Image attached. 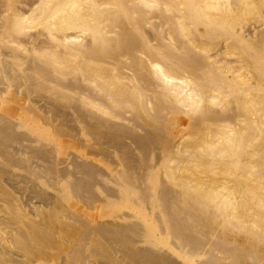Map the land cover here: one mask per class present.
I'll return each mask as SVG.
<instances>
[{
  "label": "bare ground",
  "instance_id": "bare-ground-1",
  "mask_svg": "<svg viewBox=\"0 0 264 264\" xmlns=\"http://www.w3.org/2000/svg\"><path fill=\"white\" fill-rule=\"evenodd\" d=\"M2 1L4 0H0V264H187V258L193 259L196 264H264V249L261 253L259 245L256 246L259 249L254 245L247 246L250 244V240L247 238L251 233L245 239L249 242L247 245L244 244L245 240H242L243 235H248V230L247 234L241 232L242 238L239 236L238 239L242 241L235 240L234 233H231V236L227 232L228 229L236 230L235 220H243V226V223L246 222L244 220L246 215L242 218L243 215L238 209L241 204L240 209L245 207L243 199H241L242 203H237L233 199L234 196H231L233 193L231 195L228 193L230 189H226L228 191L225 192V189H219L221 185L219 187L215 183H208L212 187H208V185V188H203L202 182L180 175L178 166H182L179 164L181 161L177 163L179 165L174 162L179 158L176 155L177 159H175V154L187 151V148L189 151L186 153L187 156L190 155V149H193L191 150L193 152L198 149L200 153L205 154L203 156L212 155L211 163L216 162L214 156L216 155L217 158V154L223 157L224 153H231V156L238 157L245 148L244 140L246 139L241 133L243 132L241 128V130L230 128L231 121H235L236 116L241 114L235 113L233 104L227 105L229 101L226 100L227 104L225 103V97H231L230 100L232 97L239 98L240 95H243L242 93L246 92V89L231 87L232 84V86L235 85L231 82L233 78L227 77L229 78L227 80L230 81L226 82V78L218 75L219 70L216 71L215 65L218 62L216 56L215 64L209 62L213 57L209 59L206 56L209 60L200 58L199 55V58L195 57L193 50L185 46L184 42L181 47L182 41L173 34V38L177 37L175 39H178L177 44V41L172 38L173 42L175 40L173 46L176 45L174 47L177 48V51L170 50L173 48L169 46H167L169 49H163L165 44L168 45L162 40L165 27H161L163 33L157 27L159 24L169 26L168 28L173 29L174 34H177L176 28L180 25L179 21L182 20L179 15L172 14V17H167V15L165 17L166 13L163 15L164 7V11L161 9L162 15L160 11L158 12L161 15L158 24H154L155 15L154 23H151L153 18H146L149 8L145 6L146 0H5L9 1L12 7V13L8 16L1 10ZM147 2L150 3L148 0ZM152 3L155 2L152 1ZM107 4L111 7L106 6ZM148 5L152 7V4ZM188 5L192 6L193 4L188 3ZM38 6L42 11L43 8L48 10V13L43 12L41 20L50 29L51 26L56 27L49 20L51 16L55 14L59 16L58 14L64 12L67 7L69 9H67L69 11L68 19L74 20L78 27L93 31L95 44L99 43V47L98 45L94 47L90 41L81 44L79 38L83 37L80 36V33H63L55 35L53 38L59 43L73 41L72 45L80 42L79 47L82 45L86 47V52H83L84 48L77 49L82 51L83 61L84 56L86 60L98 59L100 62L106 58L117 60V54L120 55L118 58H121V55L127 56L126 60L128 58L130 70L138 83V93L141 97H145L146 108L148 105L153 107L150 106L152 110L154 109V113L151 110L150 114H155V117L159 119L157 121L161 123L163 121L161 117L169 120V114L177 105V107L182 104L186 105L187 108L185 107L186 109L183 110V113L185 111L183 126H190L193 133L204 130L203 128L208 130L205 129L200 143H197L199 140L197 139L196 143L189 140L193 144H184V136L186 135L188 138L192 131L184 133L180 130L181 128L174 133L171 132L172 138L178 136L176 142L167 139L164 142L163 137L168 131L165 128L162 129V126H157L159 128L157 129L151 123L150 118H148L150 119L148 123H146L147 119L144 122H139L135 117L131 118V114L127 115L128 105L125 106L127 113L124 112L125 108H123L124 111L122 110L124 107V104L121 105L122 99L121 101L120 98L118 99L121 107L116 106L117 103L115 104L113 98L109 97L111 100H107L105 98L107 95L101 96L95 93L96 88L93 91L91 87H86L87 84L83 85L81 77H65L63 72L58 73L56 70H52L50 65L45 64L41 58H31V52L28 54L29 57L25 56L27 58H18L17 54L13 52L14 48L11 49L15 46L9 45V49L7 47L8 40L6 44H3L6 39L1 38V32L7 31V24L9 27L11 25L16 27L15 29L20 32L25 26V17ZM155 6L154 8H156ZM196 10L194 11L195 16L198 12ZM99 12L107 14L103 16L104 19L108 16V20L115 14L113 18L116 19L113 20V24L120 28L116 38L111 32L103 33V26L99 25V20L102 22L103 16L98 19ZM244 12L246 11L244 10ZM241 16L244 17L242 14ZM64 18L65 16H59L58 20L62 19L63 24ZM211 20H207V23L204 19V22L210 26L215 25L216 21ZM200 21L203 20L200 19ZM65 23V26H62L67 28L69 24ZM104 25L106 26V24ZM116 25L115 30L117 29ZM62 26L61 29H63ZM180 26L182 27V25ZM243 27L248 35L258 36L259 25L251 23ZM111 28L112 26L108 29L111 30ZM168 28L166 31L169 30ZM260 33H263L262 36L264 35V32L260 31ZM41 34L38 31L35 33L32 31L24 33L20 38L23 42L25 41L24 43L33 41L40 43L45 41ZM178 34L180 37L182 32H178ZM165 36L164 38H167L165 41H168L169 36L167 34ZM193 36L197 37V35ZM246 37L249 38L247 35ZM261 38L258 37L259 40ZM154 39L157 44L152 42ZM14 41L16 42V40ZM253 41H251L252 44L249 41L248 47L256 52L259 45ZM38 42L37 45H39ZM65 44L67 43L65 42ZM4 45H7L6 48L10 51H7ZM72 45L70 50H75L73 48L75 46L72 47ZM184 46L187 48L184 49ZM20 47L22 48V46ZM40 51L43 52L42 48ZM51 52L53 53L50 50ZM213 54L210 53L211 56H214ZM76 55L72 54L73 57ZM217 55L219 54L217 53ZM69 56L71 57V54ZM48 59L45 58L46 62ZM255 59L257 60L256 66L260 68L258 58ZM126 63L128 62L126 61ZM238 68L241 69V66ZM224 71H222L223 76L226 74ZM174 73L179 74V77ZM183 74L185 77L182 76ZM114 77L112 76L110 81H108L109 77H105V79L103 77V79L105 81L108 79L109 83ZM221 79H225V83ZM114 81L117 82V80ZM114 81L112 83H119ZM105 84L107 86V83H104V86ZM109 84L112 86L111 83ZM115 84L112 86L113 89L118 86ZM101 85L103 83H100ZM130 87L128 92L135 90V88L130 90ZM107 88L108 90L112 89ZM126 89L128 88L126 87ZM248 92L253 93L251 96L256 95L253 91ZM135 101H138L137 97ZM211 101L213 103H210ZM164 102H168V105L172 104L168 106H172V108H166L167 111L162 113L161 110L165 109ZM214 103L219 106L216 105L217 108L209 107ZM142 106L140 110L143 112H139L143 114L145 110L142 109ZM115 107H118L119 110ZM149 109L146 110L150 112ZM252 113L257 115V108ZM142 114L140 117L144 120L145 114H143L144 116ZM161 125L163 124L161 123ZM210 125L212 127L215 125V128L212 129ZM227 125L230 127L226 128ZM204 126L210 127L208 129ZM197 137L199 138L198 134ZM194 139L196 138L194 137ZM183 154L182 156L186 157ZM153 156L155 157L153 158ZM194 160H196L195 157ZM199 162L202 166L201 160ZM187 165L186 167H188ZM203 165L205 166L204 162ZM209 166H207L208 169H210ZM215 167L218 166L215 164ZM201 180L203 181V179ZM252 184L254 183L252 182ZM242 186L240 184L239 190ZM243 198L245 201L246 197ZM248 204L245 207L246 210L249 208ZM250 221L252 222L251 219ZM239 225L240 223H238ZM250 226L249 228H251ZM242 230L244 229L242 228ZM252 230L255 232L257 229ZM255 243L257 244L258 241Z\"/></svg>",
  "mask_w": 264,
  "mask_h": 264
},
{
  "label": "rangeland",
  "instance_id": "rangeland-1",
  "mask_svg": "<svg viewBox=\"0 0 264 264\" xmlns=\"http://www.w3.org/2000/svg\"><path fill=\"white\" fill-rule=\"evenodd\" d=\"M148 1H150V3L149 2H147V0L145 1V6L146 7H149L148 8V10H147V8H145L144 7V9L145 10H147V12L146 13H148V14H146V18H153V22H151V23H154V19H155V23L154 24H158V20L160 21V19H161V15H162V10L164 11V7H165V11H167V12H165L164 11V13H163V15L165 14V17H166V15H167V17H170L172 14H174V15H176L177 14V16L179 15V17H180V19H182L181 21H179V23H180V25H182V27L179 25V24H177V25H179V26H177V28H176V33L178 34V32L179 33H181L182 32V37L180 38L179 37V35L180 34H174L175 33V31L173 30V29H170V28H168L167 26H164V25H158V27H157V29L161 32V33H163L164 35H163V42L165 43H167L168 45H166L165 44V47L163 48V49H169V47L170 48H173V49H170V50H172V51H177V48L176 47H174V46H176L175 44H174V46H173V43H175V40L177 41L178 39H175V38H179V40H181L180 42L182 43V45H181V47H183V45L185 44V46H188L191 50H193V52H194V55H195V57H198V55L200 56V58H209V59H212V58H210V57H213V59L210 61L208 58V60H209V62H217V60H218V62H217V64H215L216 65V71H218L217 73H218V75L221 77H223V78H226V80L227 79H229V78H233V79H231V82H233L235 85L234 86H232L231 85V87H236L237 89H240V88H242V89H246V92H247V94H246V92H244V93H242L243 95H240V97L238 98V97H232V100H230V98L231 97H225V103L227 102V101H229V104H227V105H232V107L236 110V112L235 113H237V115H240V116H236V118H235V121L234 120H232L231 121V127L230 126H228V127H226V128H233L234 127V129L235 128H237L236 130H238V129H242L243 130V132H241L242 134H243V136H244V146H245V148H243V150H242V154L240 153L239 154V156L238 157H234V156H231L232 154L231 153H224V155L223 154H221V155H223V157L222 156H220V155H218L217 154V158L214 156V158H215V161L218 163H211L212 161H213V157H212V155H210V156H203V155H205L204 153L202 154V152L200 153V151H198V149H195L194 150V152L199 156H197L193 151H191V150H193V149H190V155H192L191 157H190V155L189 156H187V154L186 153H188L189 151H188V148H187V151H181L180 153H176L175 154V159H177L178 157V159L177 160H175L174 162L177 164V163H179L180 161V165H182V166H178V167H180L179 169H178V171H179V173H181L180 175H184L185 177H187V178H189L190 177V179H192V180H197V181H200V182H202V187L203 188H208V187H212V186H210L209 184L211 183H215V185H217V186H219L220 187V185H221V188H219V189H221V190H223V189H225L224 191L225 192H227L229 189L231 190V192H230V190H229V194L231 195L232 193H233V195H231V196H234L233 197V199L234 200H236L237 201V203H242L243 202V205L245 206V207H247V204H248V206H249V208H247L248 210H246L245 209V207H243V209H240V207H241V205L239 206V212L240 213H242V218L244 217V215H246V218L244 217V220L246 221L245 223H243L244 224V226L242 225V222H244L243 220H239L238 219V221L237 220H235V223H236V230L234 229H228L227 230V232L228 233H230V235H231V233L233 234V238L235 237L236 239L235 240H237L238 238H242V234H247V232H248V235H243V237L244 238H242V240H245L246 239V237H248L249 236V234H250V236L247 238V239H249L250 241V244H248L247 245V243H249V242H247L246 240H245V242H244V244L246 243V245L247 246H258L259 245V247H261L260 249V252L261 253H263L262 252V250L264 249V247H262V246H264V245H262L261 243H263L264 244V232H262L261 230H263L264 231V35L262 36V34L263 33H260L259 34V32L261 31V32H264V0H238V2H236V0H224V2H223V0H196V1H193V0H152L153 2H155V3H152V1L151 0H148ZM176 1V2H175ZM232 1V2H231ZM251 1V2H250ZM152 4V7H150L148 4ZM182 3V4H181ZM188 3H190V4H193L192 6L191 5H188ZM209 4V5H206V4ZM223 3V4H222ZM227 3V4H226ZM237 3V4H236ZM255 3V4H254ZM46 4V3H45ZM147 4V5H146ZM154 4V5H153ZM163 4V5H162ZM226 6H225V5ZM233 4H235V5H233ZM240 4V5H239ZM243 4V5H242ZM105 5V4H104ZM109 5H112V4H109ZM156 5V6H155ZM162 5V6H161ZM179 5V6H178ZM195 5V6H194ZM200 5V6H199ZM202 5V6H201ZM204 5H206L205 6V8H204ZM41 6V5H40ZM43 7H44V5H42ZM106 6H108V4L106 5ZM105 6V7H106ZM154 6L156 7V8H154ZM166 6H167V8H166ZM199 6V7H198ZM208 6V7H207ZM220 6V7H219ZM243 6V7H242ZM42 7V8H43ZM109 7V6H108ZM108 7H107V14L109 13L108 12ZM111 7V6H110ZM109 7V8H110ZM163 7V8H162ZM186 9H185V8ZM215 7H216V11H215ZM224 7V8H223ZM227 7V8H226ZM248 7V8H247ZM12 7H11V5L9 4V1H2L1 2V10L4 12V14L5 15H8L9 16V14L11 15V13H12V9H11ZM40 8L41 7H37V8H35V9H33V11H32V13H30L29 15H27L26 17H25V19H24V27L21 29V31L19 32V30H16L14 27H12V25L9 27V24H7V31H4V32H1V38L3 39V40H5V41H3V44L5 43L6 44V42H7V40H8V43H7V45H4L5 46V48H6V46L10 49V47H9V45L10 46H15V47H11V49H13V52L15 53V54H17V57L18 58H27V57H29L30 55V57L32 58H41L42 59V61L43 62H45V64H47V65H50V67H51V69L52 70H56L58 73H62L63 72V74H65L64 76L65 77H81V79H83V85H85V84H87L86 85V87H91L92 89H93V91H95V89L94 88H96V91H95V93H97V94H99V95H101V96H105V95H107L105 98H107V100L109 99V97L112 99L113 98V100H115V104H116V106L117 105H119L120 107H121V105H123L124 107H122V110H123V108H125L123 111L125 112V113H127L126 111L128 110V113H127V115H129L130 116V114H131V118L132 117H135L136 119H138L139 120V122H144V121H146V119H147V121H146V123H148V120H150L151 121V123L154 125V126H156V128L157 129H159L157 126H159V127H161L162 129L163 128H165V130H167L168 132H165V135H164V137H163V140H164V142H166L167 140L168 141H170V140H172L173 142L175 141L176 142V140L178 139V136H176V137H173L172 138V134H171V132L172 133H174V132H176V130L177 129H179V128H181L180 130L182 131V132H184V133H187V132H189V131H192L191 130V127L190 126H188V125H185V127L183 126V123H184V120H185V111H184V113H183V110L184 109H186L187 108V106L186 105H184V104H182V105H179V107H177L176 106V108L169 114V120L167 119V118H165L164 116V118L162 119V117H161V120H163V121H161V123L163 124V125H161V123L159 122V121H157V120H159L158 119V117H155V114H150V113H152L151 112V107L149 106H147V108H146V102H145V97H141L140 95H139V89H138V83H137V81L134 79V77H133V74H132V71L130 70V66L128 65V64H130L129 63V60H128V58H127V60H126V57L127 56H124V55H121V58H122V56H123V58H124V60H122L121 58H118V57H120V55L118 56V54H117V60H114V59H112V60H110L111 58H106L105 60H103L102 62H100L98 59H88V60H86L85 58V56L83 57L84 58V61L82 60V55H81V52L82 51H80V50H82V48H84L85 50L83 51V52H86V47L85 46H83L82 45V47H79L80 45V42H77V44L75 43V41H74V43L75 44H73L72 45V43H73V41H71V42H67V41H65L67 44H65V42L63 43H59V42H57L56 40H54L53 38L55 37V35H61V34H63V33H70V32H72V33H76V34H81L80 36H82L83 38H79V41H81V44H83V43H85V41H90L91 42V44L94 46V47H97V45H98V47H99V43H97V44H95L96 42L94 41V39L95 38H93V37H95L93 34V31L92 30H89V29H83L82 27H78L77 25H75V23H74V20H71V19H68L69 17H68V12L69 11H67V7H66V9H65V13L64 12H62L61 14H58L59 16H65V18H64V23L65 22H67L69 25H68V27L67 28H64L63 26H65L64 25V23L62 24V19H60V20H58L59 19V16H57V14H55V15H52L51 16V18L49 19V20H51L53 23H54V26L56 25V27L54 28L53 26H51V29L48 27V26H46V24H45V22L44 21H42L41 20V18H42V15H43V12L45 13H48V10L46 9V8H43V11L42 10H40ZM171 8V9H170ZM184 8V9H183ZM244 8V9H243ZM253 8V9H252ZM45 9V10H44ZM154 11H153V10ZM160 9V10H159ZM162 9V10H161ZM167 9V10H166ZM187 9H188V11H187ZM191 9V10H190ZM197 9V10H196ZM199 9V10H198ZM205 11H204V10ZM209 9V10H208ZM221 9V10H220ZM69 10V9H68ZM110 10V9H109ZM198 11L197 12V15L198 16H200V17H198L197 15L195 16V14L196 13H194V11ZM228 10H230V11H228ZM244 10L246 11V12H244ZM104 11V12H105ZM160 11V13H161V15H160V13H158ZM173 12V13H171V12ZM186 11V12H185ZM105 12V13H106ZM184 12H185V14H184ZM204 12V13H203ZM233 12V13H232ZM2 13V12H1ZM67 13V14H66ZM114 13V12H113ZM168 13V14H167ZM187 13V14H186ZM206 13V14H205ZM208 13V14H207ZM228 15H227V14ZM230 13V14H229ZM107 14H102L101 12H99V14H98V19H100L103 15L105 16V15H107ZM191 14V15H190ZM241 14L244 16V17H242L241 16ZM37 15V16H36ZM100 15V16H99ZM111 15V14H110ZM109 15V17H111ZM117 15H119V14H117ZM116 15V16H117ZM149 15V16H148ZM154 15H155V18H154ZM207 17H206V16ZM212 15H214V16H212ZM227 15V16H226ZM235 15V16H234ZM236 15H239V16H236ZM104 16L102 17L103 19H102V22H103V25H101L102 24V22L99 20V25L100 26H103V33L105 34V33H109V32H111V33H113L114 34V36H115V38L118 36L117 34L119 33L118 31L120 30V28L116 25V24H113V20L114 19H116V18H113L114 16H115V14L114 15H112L113 17V19L112 18H110V19H112V21L110 22V19L108 20V16H106L105 17V19H104ZM203 16V17H202ZM224 16V17H223ZM93 17V16H92ZM100 17V18H99ZM119 17V16H118ZM172 17V16H171ZM202 17V18H201ZM210 17V18H209ZM219 17V18H218ZM240 17V18H239ZM61 18V17H60ZM209 18V19H208ZM250 20H249V19ZM262 18V19H261ZM92 19V18H91ZM200 19L201 20H203V21H200ZM204 19L206 20V22H207V20H211V21H216V24L215 25H213V26H210V25H208L207 23H205L204 22ZM225 21H224V20ZM67 20V21H66ZM104 20V21H103ZM108 20V21H107ZM149 20H152V19H149ZM227 20V21H226ZM256 20V21H255ZM61 21V22H60ZM106 21V22H105ZM236 21V22H235ZM250 21V22H249ZM254 21V22H253ZM262 21H263V23H262ZM187 22V23H186ZM257 22V23H256ZM186 23V24H185ZM253 24V23H255V24H257V25H259V28H257V29H259V31L258 30H255V31H258L257 33H258V36L257 35H255V36H250V35H248V33H247V31H245V27H243V26H248V24ZM258 23H260V24H258ZM60 24V25H59ZM66 24V23H65ZM104 24H106V26L109 28V27H111L112 26V28H111V30L110 29H108ZM108 24V25H107ZM224 24H227L226 26L224 25ZM60 27H59V26ZM63 25V26H62ZM111 25V26H110ZM115 25L117 26V29L115 30L114 28H116L115 27ZM236 25V26H235ZM241 25V26H240ZM61 26L63 27V29H61ZM114 26V27H113ZM147 26V28H148V24L146 25ZM163 26V28H164V30H163V32H162V29L163 28H161ZM190 26V27H189ZM53 27V28H52ZM178 27H181V28H178ZM261 27V28H260ZM10 28V29H9ZM12 28V29H11ZM56 28H58V29H56ZM102 28V27H101ZM107 28V29H106ZM119 28V29H118ZM169 29V30H167L166 31V29ZM175 28V27H174ZM182 28H183V30H182ZM186 30H185V29ZM209 28V29H208ZM225 28V29H224ZM234 28V29H233ZM26 29V30H25ZM70 29V30H69ZM105 29H106V31H105ZM177 29H178V32H177ZM203 31H202V30ZM207 29V30H206ZM228 29V30H227ZM157 30V31H158ZM173 30V31H172ZM180 30H181V32H180ZM188 30V31H187ZM200 30V31H199ZM237 30V31H236ZM19 33H18V32ZM24 31V32H23ZM33 31V33H35L36 31H38L42 36V38H43V40H45L44 42H38V41H33V42H26V43H24L23 42V40L21 39L22 37H21V35L23 36V34L25 33V34H27V33H31ZM35 31V32H34ZM63 31V32H62ZM69 31V32H68ZM85 31H89V32H91V33H89V32H85ZM117 31V32H116ZM170 31V32H169ZM234 31V32H233ZM239 31V32H238ZM6 32V33H5ZM53 32V33H52ZM165 32H167L166 34L169 36V39H168V41L170 42H168V41H165V39L167 40V38H164V36L166 35L165 34ZM171 32H173V33H171ZM194 32V33H193ZM232 32V33H231ZM22 33V34H21ZM87 33V34H86ZM110 33V34H111ZM161 33H159L160 35H161ZM212 33H213V35H212ZM110 34H108L109 35V37L112 35H110ZM170 34V35H169ZM172 34L175 36H177V37H175V38H173V36H172ZM185 34V35H184ZM202 34V35H201ZM204 34V35H203ZM244 34V35H243ZM87 35V36H86ZM90 35V36H89ZM107 35V34H106ZM117 35V36H116ZM191 35V36H190ZM193 35H197V37L195 38ZM240 35V36H239ZM246 35L249 37V38H247L246 37ZM6 36V37H5ZM9 36V37H8ZM17 36V37H16ZM85 36V37H84ZM113 36V35H112ZM112 36H111V38H112ZM167 36V37H168ZM21 37V38H20ZM166 37V36H165ZM186 37V38H185ZM192 37V38H191ZM194 37V38H193ZM205 37V38H204ZM246 37V38H245ZM251 37V38H250ZM258 37H262L260 40L258 39ZM5 38V39H4ZM7 38H10L11 40H9V39H7ZM18 38V39H17ZM20 38V39H19ZM114 38V37H113ZM170 38H171V40H170ZM175 39L174 40V42L172 41L173 39ZM198 38V39H197ZM204 38V39H203ZM2 39H1V41H2ZM86 39V40H85ZM185 39V40H184ZM186 39H188V40H186ZM197 39V40H196ZM246 39V40H245ZM249 39H251V40H249ZM253 39H254V41H253ZM255 39H257L256 40V42H255ZM14 40H16V42L14 41ZM190 40V41H189ZM193 40V41H192ZM202 40V41H201ZM259 40V41H258ZM156 40L154 39L152 42L153 43H155V44H157V41L155 42ZM215 41V42H214ZM249 41H250V43H251V41H253V43H257L258 45H259V49H258V51H254L253 49H249V47H248V45L250 44L249 43ZM258 41V42H257ZM37 42L39 43V45H37ZM94 42V43H93ZM183 42H184V44H183ZM193 42V43H192ZM199 42V43H198ZM201 42V43H200ZM10 43V44H9ZM14 43V44H13ZM46 43V44H45ZM177 44H178V41L176 42ZM193 45H191V44ZM260 43V44H259ZM23 44V45H22ZM222 44V45H221ZM231 44V45H230ZM245 44V45H244ZM252 44V43H251ZM71 45H72V47L73 46H75V47H73L75 50H70L71 49ZM78 45V46H77ZM102 47H103V45L102 44H100ZM199 45V46H198ZM225 45V46H224ZM230 45V46H229ZM20 46H22V48L20 47ZM79 47V48H77V47ZM100 46V48H102ZM167 46H169V47H167ZM184 46V49H186L187 47H185ZM198 46V47H197ZM221 48H220V47ZM16 47H18V48H20V49H18V48H16ZM30 47V48H29ZM67 47V48H66ZM194 47H196V48H194ZM224 47V48H223ZM8 48H6L7 49V51L9 50ZM29 48V49H28ZM33 48V49H32ZM42 48V51L43 52H41L40 51V49ZM60 48V49H59ZM215 48V49H214ZM219 50H218V49ZM51 51H53V53L51 54L50 53V50ZM77 49H80V50H77ZM224 51H223V50ZM231 49V50H230ZM19 50H20V52H19ZM32 50H33V52H32ZM66 50H67V52H66ZM197 50V51H196ZM220 50H222L223 51V55L221 54L220 55V53L222 52V51H220ZM10 51V50H9ZM214 51V52H213ZM11 52H12V50H11ZM17 52V53H16ZM24 52V53H23ZM30 52H31V54H30ZM198 52V53H197ZM201 52V53H200ZM208 52V53H207ZM21 53L22 54V56H20L19 54ZM55 53V55H53ZM59 53V54H58ZM210 53H211V55L213 54L214 56H211L210 55ZM215 53H216V55H215ZM217 53L219 54V55H217ZM225 53V54H224ZM227 53V54H226ZM232 53V54H231ZM24 54V55H23ZM28 54H30L29 56H28ZM58 54V56H56ZM69 54H71V57L69 56ZM72 54L74 55H76V57L74 56H72ZM203 54V55H202ZM207 54V55H206ZM49 55V56H48ZM209 55V56H208ZM230 55V56H229ZM24 56V57H23ZM25 56H27V57H25ZM62 56V57H61ZM77 56H79V57H77ZM207 56V57H206ZM215 56H216V58H217V60H216V58H215ZM227 58H229V59H227ZM60 57H61V60H60ZM226 59H225V58ZM45 58H46V60L48 59V61L46 62V60H45ZM199 58V57H198ZM219 58V59H218ZM222 58V59H221ZM224 58V59H223ZM230 58H233V59H231L230 60ZM242 58V59H241ZM255 58H258V60H259V62H260V68L259 67H257L256 65H257V60L255 59ZM40 59V60H41ZM45 60V61H44ZM78 60V61H77ZM92 60V61H91ZM128 62V63H126V61ZM223 60V61H222ZM229 60V61H228ZM111 61V62H110ZM124 61H125V63H124ZM220 61V62H219ZM221 61H222V63H221ZM225 61V62H224ZM230 62L229 64L227 63V62ZM53 62V63H52ZM55 62H56V64H55ZM58 62V63H57ZM99 62V63H98ZM108 62V63H107ZM113 62V63H112ZM62 63V64H61ZM122 63H124V64H122ZM219 63H221V64H219ZM223 63H224V65H223ZM233 63H234V65H233ZM226 64V65H225ZM52 65V66H51ZM84 65V66H83ZM219 65H220V68H222V69H220L219 68ZM229 65H230V67H229ZM68 66V67H67ZM223 66V67H222ZM232 66V67H231ZM239 66H241V69L240 68H238ZM66 67V68H65ZM112 67V68H111ZM59 68H60V70H59ZM219 68V69H218ZM238 68V69H237ZM50 69V70H51ZM237 69V70H236ZM125 70H127V71H125ZM223 70H225L224 71V74H225V76H223V73H222V71ZM229 70V71H228ZM236 70V71H235ZM239 70V71H238ZM258 70V71H257ZM55 71V72H56ZM128 71H130V72H128ZM66 72H68V73H66ZM72 74H71V73ZM228 73L230 74L229 76H228ZM233 73H234V75H233ZM74 74V75H73ZM76 74V75H75ZM116 74V75H115ZM119 74V75H118ZM176 73H174V75H175ZM185 74L187 75V73L185 72ZM185 74H183L182 76L183 77H185L184 75ZM189 74V73H188ZM239 74V75H238ZM177 75V74H176ZM95 76V77H94ZM112 76L114 77L113 78V80L111 79V82H109V83H111L112 84V86H114L113 84H115V83H112V81H114V80H117V82H119V83H117L116 81H114V82H116L117 84H118V86H115L114 87V89H113V87L112 86H109L110 84L107 82V80L108 81H110V78H112ZM178 77H179V74L177 75ZM231 76V77H230ZM72 77V78H73ZM83 77V78H82ZM88 77V78H87ZM92 77H94V78H92ZM97 77V78H96ZM101 77H102V80H101ZM103 77H104V79H105V77L106 78H108L106 81L103 79ZM181 77V76H180ZM227 77H229V78H227ZM100 80H99V79ZM124 80V81H119V80ZM86 80V81H85ZM222 81H223V83H225L224 82V80L223 79H221ZM234 80H235V82H234ZM93 81V82H92ZM230 80H227L226 82H229ZM90 83V84H89ZM97 84V85H94V84ZM100 83H103V85H101L100 86ZM104 83H107V86H106V84H105V86H104ZM131 86H129L128 84ZM117 84H115V85H117ZM120 84V85H119ZM89 85V86H88ZM92 85V86H91ZM125 85V86H124ZM94 86V87H93ZM96 86V87H95ZM97 86H100V87H102V86H104V87H102V88H100V87H97ZM130 87V90H131V88H135V90H131V91H129L128 92V90H129V87ZM247 86H248V88H247ZM107 87H109L111 90H108V88ZM116 87H117V89H116ZM119 87V88H118ZM120 87H121V89H120ZM123 87V88H122ZM126 87L128 88V89H126ZM106 89V91H105V89ZM233 88V89H234ZM251 88V89H250ZM254 88V89H253ZM116 89V90H115ZM98 90V91H97ZM101 90V91H100ZM102 90H103V94H102ZM108 90V91H107ZM119 90H120V93H119ZM109 91H110V93H109ZM114 91V92H113ZM115 91H117V93H118V95H117V93H115ZM137 93H136V92ZM248 91H253L254 92V95H255V93H256V95L255 96H251V94H253L252 92H251V94L248 92ZM133 92V93H132ZM101 93V94H100ZM121 93H123V94H121ZM125 93H127V95H125ZM138 94V96H135L136 94ZM146 93H149V92H146ZM98 95V96H99ZM116 95V96H115ZM121 96V97H120ZM243 96V97H242ZM247 96V97H246ZM136 97H137V99H138V101H140V102H136L135 101V99H136ZM140 97V98H139ZM242 97V98H241ZM252 99H251V98ZM257 99H256V98ZM114 98H116V99H114ZM120 98V99H119ZM124 98H126V99H124ZM127 98L129 99L128 101H127ZM233 98H234V100H233ZM248 98H249V100H248ZM111 99H109V100H111ZM121 101V99H122V101H124V102H122L121 101V105H120V102H119V100ZM124 99V100H123ZM141 99V100H140ZM227 100V101H226ZM131 101H132V103H131ZM135 101V102H134ZM233 101V102H232ZM238 101V102H237ZM241 101V102H240ZM129 102V103H128ZM208 103H209V101H207ZM240 102V103H239ZM131 103V104H130ZM135 103V104H134ZM138 103H140L139 104V106H138ZM143 103V104H142ZM208 103L207 104H205L206 106L208 105ZM210 103H213V101H211ZM215 103H217V102H215ZM211 104L209 107H215V108H217L218 106H219V104ZM130 104V105H129ZM143 106H142V105ZM165 104H167V105H165ZM238 104H239V106H238ZM240 104H241V107H240ZM126 105H128V108L130 109H128L127 107H125ZM137 105V106H136ZM142 106V109L143 110H145L144 111V113L143 114H145V116L141 113V112H143V111H141L140 110V107ZM169 105H172V104H169ZM168 105V102L167 103H165L164 102V105H163V107H165V109H163V110H161V112L162 113H165V111H167V109H171L172 108V106H170V107H168L169 106ZM184 105V106H183ZM213 105V106H212ZM216 105H218L217 107H216ZM249 105V106H248ZM256 105V106H255ZM118 106V107H119ZM258 106V107H257ZM118 107H115V108H117L118 109ZM119 107V108H120ZM131 107V108H130ZM138 107V108H137ZM181 107V108H180ZM186 107V108H185ZM236 107H237V109H236ZM250 107V108H249ZM126 108H127V110H126ZM149 109L150 110V112L148 111V110H146V109ZM153 108V107H152ZM167 108V109H166ZM252 108V109H251ZM255 108H257V115H255L256 113H252V112H254V110H255ZM116 109V110H117ZM242 109V110H241ZM259 109H260V111H259ZM119 110V109H118ZM120 110H121V108H120ZM133 110H134V112H133ZM154 110V109H153ZM152 110V111H153ZM129 111H131V112H129ZM139 111H141V112H139ZM164 111V112H163ZM252 111V112H251ZM249 112H250V114H249ZM132 113H134V114H136V115H134V114H132ZM138 113H139V117H138ZM153 113H154V111H153ZM161 113V114H162ZM143 115L144 116V120L142 119V117H140V115ZM252 114V115H251ZM253 114H254V119H253ZM133 115V116H132ZM163 115V114H162ZM154 116V117H153ZM147 117V118H146ZM238 117H240V118H238ZM256 117H258V118H256ZM148 118H150V119H148ZM156 118V119H155ZM256 118V119H255ZM142 119V120H141ZM253 120V121H252ZM153 121V122H152ZM157 121V122H156ZM232 122H234V123H232ZM236 122V123H235ZM158 123H160V124H158ZM257 125H256V124ZM149 124H150V122H149ZM151 124V125H152ZM230 125V124H229ZM233 125V126H232ZM211 126V128L212 129H214L215 128V125H213L214 127H212V125H210ZM209 126V127H210ZM238 126V127H237ZM204 127H207V126H204ZM209 127H207L208 129H209ZM257 128V129H256ZM204 130H201V131H196V133L194 132L193 133V131H192V133H191V136H188V138L186 137V135L184 136L185 138L183 139L184 140V144H190V143H192V142H189V140H191V141H193V143L195 142V140L197 141V139H199L198 141H197V143H200V140H201V138L203 137V134H204V131H206L207 129L206 128H203ZM206 129V130H205ZM240 129V130H241ZM245 129V130H244ZM254 130V131H253ZM203 131V132H202ZM208 131V130H207ZM253 132V133H252ZM194 134V135H193ZM196 134V135H195ZM197 134H198V136H199V138L197 137ZM200 134V135H199ZM202 134V135H201ZM245 134V135H244ZM190 135V134H189ZM205 136V135H204ZM169 139H168V138ZM194 137L196 138V139H194ZM209 137V136H208ZM187 138V139H186ZM165 139H167L166 141H165ZM194 139V140H193ZM192 143V144H193ZM196 143V142H195ZM181 144H183V142H181ZM243 146V147H244ZM198 151V152H197ZM179 152V151H178ZM185 152V153H184ZM184 153V154H183ZM193 153V154H192ZM182 154L183 155H186V157L184 156H182ZM231 154V155H230ZM176 155H178L177 156V158H176ZM179 155H181V156H179ZM226 155V156H225ZM230 155V156H229ZM247 155V156H246ZM220 156V157H219ZM155 156H153V158H154ZM187 157H188V159H187ZM194 157H195V159L196 160H194ZM208 157H210L209 159H208ZM229 157L231 158L232 157V159H229ZM184 158V159H183ZM187 160H186V159ZM191 159V161H190V159ZM181 159V160H180ZM204 159H206V160H204ZM211 159V160H210ZM185 160V161H184ZM199 160H201V164H202V166L199 164L200 162H199ZM204 160V161H203ZM233 160V161H232ZM192 161H193V163H192ZM211 161V162H210ZM228 161V162H227ZM230 161V162H229ZM203 162H204V164H205V166L207 165V166H209V168L211 169L212 168V170H210V169H208V167L206 166H204L203 165ZM206 162V163H205ZM227 162V163H226ZM232 162V163H231ZM184 163V164H183ZM186 163V164H185ZM210 163V164H209ZM179 164H177V165H179ZM188 164V165H187ZM192 164V165H191ZM215 164L218 166V167H215ZM222 164V165H221ZM225 164H228V165H226L225 166ZM186 165L188 166V167H186ZM189 165H191V166H189ZM194 165V166H193ZM224 165V166H223ZM212 166V167H211ZM181 167H182V171H181ZM185 167V168H184ZM197 167V168H196ZM214 167V168H213ZM225 167H227V168H225ZM193 168V169H192ZM206 168H207V170H206ZM222 168V169H221ZM229 168V169H228ZM253 168V169H252ZM196 170V171H195ZM216 171V172H214V171ZM229 170V171H228ZM228 171V172H227ZM184 172V173H183ZM194 173V174H193ZM196 173V174H195ZM201 173V174H200ZM219 173V174H218ZM238 173V174H237ZM262 173V174H261ZM215 174V175H214ZM234 174V175H233ZM256 174V175H255ZM187 175V176H186ZM229 175H230V177H229ZM242 175V176H241ZM206 176V177H205ZM221 176V177H220ZM198 177V178H197ZM216 177V178H215ZM233 177V178H232ZM196 178V179H195ZM201 179H203V181L201 180ZM222 179H224V180H222ZM205 180V181H204ZM218 180V181H217ZM251 180V181H250ZM257 180V181H256ZM229 181H230V183H229ZM258 181H260L259 183H258ZM252 182L254 183V184H252ZM209 183V184H208ZM240 184H242L243 186L242 187H240L241 188V190H239V186H240ZM209 185V186H208ZM214 185V184H213ZM239 185V186H238ZM258 185V186H257ZM208 186V187H207ZM246 186V187H245ZM256 188H255V187ZM236 187V188H235ZM238 187V188H237ZM259 187V188H258ZM223 188V189H222ZM226 189H228V190H226ZM249 189V190H248ZM233 191H235V192H233ZM239 191V192H238ZM248 191H250V192H248ZM238 192V193H237ZM246 192H248V193H246ZM251 192H252V194H251ZM236 193V194H235ZM246 193V194H245ZM250 193V194H249ZM247 194H249L248 196H247ZM254 194V195H253ZM252 195H253V197H252ZM243 197H246V199H245V201H244V198ZM247 197H248V199L250 200H248L247 199ZM250 198H252V199H250ZM255 198V199H254ZM241 199H243L242 200V202H241ZM240 200V201H239ZM253 200H255V201H253ZM239 201V202H238ZM247 201H248V203H247ZM252 201V202H251ZM257 204V205H256ZM259 205V206H258ZM256 207V208H255ZM262 208V209H261ZM251 211H250V210ZM243 211V212H242ZM247 211H249L250 213H248ZM256 211V212H255ZM245 213V214H244ZM259 213H260V217H262V218H260L259 217ZM249 216H251V217H249ZM258 216V217H257ZM252 217H253V219H252ZM256 217V218H255ZM250 219L252 220V222L250 221ZM261 219H263V220H260ZM249 220V221H248ZM257 220V221H256ZM250 223L249 225H248V223ZM238 223H240V225L242 226H238ZM263 224V225H262ZM251 225V226H250ZM249 226L252 228V229H259L258 230V232H257V230L255 231V232H253L254 230H252L251 228H249ZM241 228V230H240V228ZM248 227V228H247ZM235 228V227H234ZM242 228L244 229V230H242ZM221 229H222V227H221ZM246 229V230H245ZM240 230V231H239ZM248 230V231H247ZM250 230H251V232H250ZM231 231V232H230ZM243 231H244V233H243ZM238 232H239V234H241V232H242V234L241 235H239L238 234ZM257 232V233H256ZM260 232V233H259ZM224 233H225V231H224ZM228 233H226V234H228ZM263 233V234H262ZM237 234V235H236ZM253 234V235H252ZM258 234V235H257ZM235 235V236H234ZM259 237H257V236ZM232 236V235H231ZM240 236V237H239ZM254 236V237H253ZM250 238H252V239H250ZM261 238V239H260ZM238 240H240V241H242L241 239H238ZM256 240V241H255ZM261 240H263V241H261ZM252 241H254V242H252ZM258 241V243L256 244L255 242H257ZM261 242V243H260ZM259 247H256L257 249H259ZM255 248V249H256ZM256 249V250H257ZM263 255V254H262ZM264 256V255H263ZM264 258V257H263ZM187 264H196L195 263V261L193 260V259H191V258H187Z\"/></svg>",
  "mask_w": 264,
  "mask_h": 264
}]
</instances>
